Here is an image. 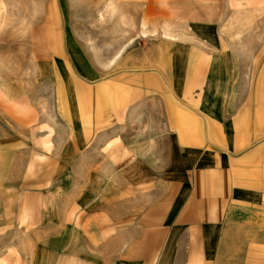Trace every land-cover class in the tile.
<instances>
[{
	"label": "crops",
	"instance_id": "crops-1",
	"mask_svg": "<svg viewBox=\"0 0 264 264\" xmlns=\"http://www.w3.org/2000/svg\"><path fill=\"white\" fill-rule=\"evenodd\" d=\"M247 1L264 2L238 0ZM111 4L133 8L136 19L148 20L146 36H170L172 43L148 42L142 59L134 55L110 76L63 44L54 66L74 101L63 102L61 161L47 151L35 169L31 146L25 181V148L13 136L30 128L16 124L13 112L25 98L0 85V188L47 186L46 194H30L43 201L24 225L32 232L24 241L29 258L15 260L264 264L263 39L250 46L248 59L236 58L222 26L228 0ZM56 178L77 179V190L56 188Z\"/></svg>",
	"mask_w": 264,
	"mask_h": 264
},
{
	"label": "rangeland",
	"instance_id": "rangeland-1",
	"mask_svg": "<svg viewBox=\"0 0 264 264\" xmlns=\"http://www.w3.org/2000/svg\"><path fill=\"white\" fill-rule=\"evenodd\" d=\"M250 3L228 0L224 5L226 20L222 26L227 28L229 43L236 44V58L243 61L248 59L250 46L262 39L264 42V2ZM117 8L111 0H0V80L7 82L0 85L25 98L13 109L15 123L23 120L30 123V128L39 129L30 131L23 126L24 130L13 132L17 143L25 148L23 163L19 165L24 181L31 176V165L26 163L31 146L40 162L34 165L35 169L41 168L47 151L54 152L52 161H61L59 145L68 134L63 125V102L72 106L74 101L72 90L60 83L59 63L54 66L63 44L75 45L93 69L110 76L112 71L126 67L127 62L132 63L134 55L142 59L150 47L148 42L172 43L170 36L160 38L161 41L159 36H146L148 20L136 19L133 8L131 12ZM258 31H263L262 36L254 35ZM3 170L0 168L1 174ZM62 182L56 178V188L77 190V179ZM19 186L17 182L16 187L0 188V264H19L21 260H15V254L29 258L30 245L24 241L32 232L24 225L30 223L31 207L43 201L41 196L39 201L33 200L30 194L47 192L46 183L33 189ZM14 191L21 192V196L12 195Z\"/></svg>",
	"mask_w": 264,
	"mask_h": 264
}]
</instances>
